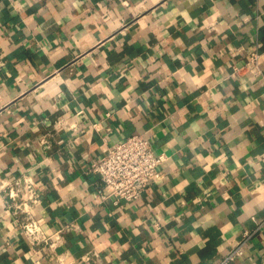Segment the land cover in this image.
<instances>
[{
    "label": "crops",
    "instance_id": "obj_1",
    "mask_svg": "<svg viewBox=\"0 0 264 264\" xmlns=\"http://www.w3.org/2000/svg\"><path fill=\"white\" fill-rule=\"evenodd\" d=\"M255 49L262 73H235ZM132 133L164 153L161 175L137 199L101 198L86 165ZM18 175L55 245L14 219L1 185ZM252 215L264 217V0H0V264L92 251V264H212ZM235 264H264V225Z\"/></svg>",
    "mask_w": 264,
    "mask_h": 264
},
{
    "label": "built area",
    "instance_id": "obj_2",
    "mask_svg": "<svg viewBox=\"0 0 264 264\" xmlns=\"http://www.w3.org/2000/svg\"><path fill=\"white\" fill-rule=\"evenodd\" d=\"M260 52L250 51L242 65H234L233 71L240 69L253 73H262L260 65ZM40 142L49 146L46 136ZM164 153H156L151 143L143 133H132L124 139L110 146L96 160L89 161L86 171L96 173L100 186L97 193L101 198L108 196L131 201L139 198L152 178L161 175L160 164L164 160ZM1 188L9 199L8 206L15 217L18 226L31 244L55 245L43 228V218L36 215L35 209L41 203V193L35 183L26 175L10 177ZM254 219L253 227H245L236 237L228 249L213 261L212 264H235L244 253L250 238L264 225V217ZM74 227L73 223L66 228ZM63 228L58 229L61 231ZM97 257L96 252H88L82 256L86 264H92ZM92 261V262H91Z\"/></svg>",
    "mask_w": 264,
    "mask_h": 264
}]
</instances>
